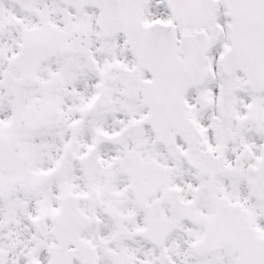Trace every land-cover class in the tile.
Here are the masks:
<instances>
[{
	"label": "snow or ice",
	"instance_id": "snow-or-ice-1",
	"mask_svg": "<svg viewBox=\"0 0 264 264\" xmlns=\"http://www.w3.org/2000/svg\"><path fill=\"white\" fill-rule=\"evenodd\" d=\"M0 264H264V0H0Z\"/></svg>",
	"mask_w": 264,
	"mask_h": 264
}]
</instances>
